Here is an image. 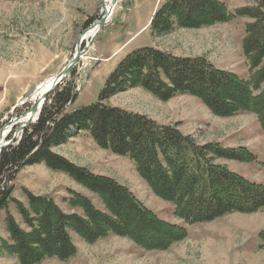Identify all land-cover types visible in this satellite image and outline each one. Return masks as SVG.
Segmentation results:
<instances>
[{
	"label": "trees",
	"instance_id": "obj_1",
	"mask_svg": "<svg viewBox=\"0 0 264 264\" xmlns=\"http://www.w3.org/2000/svg\"><path fill=\"white\" fill-rule=\"evenodd\" d=\"M253 7L229 13L217 0H168L155 11L150 30L169 34L175 29H200L227 23L235 17L244 25L242 55L248 79L216 69L205 58H182L153 48H140L125 56L103 83L96 103L64 113L75 101V86L68 84L51 93L38 119L25 130L17 146L0 155V213L15 205L25 231L7 213L9 240L0 238V255L16 257L18 264H40L46 259L68 261L77 249L71 234L87 244L109 235L130 239L146 251H163L184 239L186 232L169 225L143 206L128 187L113 179L87 173L52 153L79 131L89 133L99 149L126 157L153 195L171 203L174 214L187 224L213 221L232 212L264 209V185L249 182L214 164L216 159L253 162L245 148L226 149L211 143L197 146L175 126L159 125L147 117L104 105L110 96L140 88L158 100L190 95L215 116L249 113L264 132V0ZM42 163L47 169L71 177L104 206L98 210L88 199L72 194L71 207L82 215L65 214L53 200L26 194L28 208L11 198L12 175L20 166ZM8 180V182H7Z\"/></svg>",
	"mask_w": 264,
	"mask_h": 264
},
{
	"label": "rangeland",
	"instance_id": "obj_2",
	"mask_svg": "<svg viewBox=\"0 0 264 264\" xmlns=\"http://www.w3.org/2000/svg\"><path fill=\"white\" fill-rule=\"evenodd\" d=\"M167 1L159 0L157 7ZM225 1L230 13L255 5L253 0ZM130 3V0H120V4H116L109 23L90 40L83 60L52 91L68 84L75 86L77 100L72 105L67 104L64 113L67 106L72 112L88 103H96L109 74L107 68L140 48H153L173 56L202 57L216 66L224 64L231 69L246 66L238 46L244 38V25L252 20L235 17L227 23L208 26V29L178 28L161 35L150 30L153 11L133 10ZM103 6L104 0H0V136L9 127L4 139L9 146L1 150L0 155L20 143L29 128L17 130L25 124L20 123L21 118L30 112L33 104L28 99L37 85L55 77L69 63L79 36L95 27L97 18L103 15ZM133 24L144 26L143 36H150L152 41L142 36L135 43L128 41L130 36L126 31L132 30ZM150 43L155 47L148 45ZM106 56L111 58L102 63V57ZM98 78L103 80L98 81ZM51 93L45 98L47 104L52 102ZM104 105L147 117L159 125L175 126L197 146L216 143L226 149L245 148L254 156L253 162L216 159L213 163L226 167L244 180L264 185V132L253 114L215 116L193 96L182 94L161 101L140 88L116 93L106 99ZM16 121L20 124H15ZM80 132L83 133L76 136ZM78 133L67 140V145L65 142L52 146L49 151L87 173L113 179L128 187L143 206L169 225L182 228L186 236L163 251H146L139 247L141 250L136 253L135 260L131 256L113 258L112 249L130 241L117 237L120 239H114L111 247H103L101 251L92 247L86 251L85 248L81 254L84 259L87 255L88 260L75 255L68 261L52 258L40 264H83L82 261L85 264H264V209L232 212L210 222L187 224L175 216L171 203L153 195L128 158L99 149L85 131ZM11 179L7 183L12 187L11 198L25 208H28L26 194L29 193L53 200L65 214L82 215L80 208L71 207L69 203L75 193L86 197L98 210H104L96 195L67 174L47 169L42 163L20 166ZM15 207L10 204L6 212L0 213V238L6 241L9 240L4 218L7 213L24 231L26 229ZM71 237L73 242L78 241L77 235L71 234ZM0 264L18 262L16 257L2 253Z\"/></svg>",
	"mask_w": 264,
	"mask_h": 264
},
{
	"label": "crops",
	"instance_id": "obj_3",
	"mask_svg": "<svg viewBox=\"0 0 264 264\" xmlns=\"http://www.w3.org/2000/svg\"><path fill=\"white\" fill-rule=\"evenodd\" d=\"M217 1H219V2H221V3H224L225 5H226V1L225 0H217ZM130 4L132 5V9L133 10H136V11H141V10H147V11H155V9L157 8V6H158V4H159V0H154V1H152V0H130ZM149 5H151V6H149ZM131 23H132V21L131 22H129L128 24H127V27L128 26H130L131 25ZM212 27V26H211ZM208 28H210V27H204V28H201V29H199V30H202V29H208ZM143 29H145L144 28V26H142V25H134L133 24V29L132 30H128V31H126V33H127V35H129L130 36V38L128 39V41H131V43H135L138 39H139V37H143L144 39L145 38H147V39H149L150 41H152V38L150 37V36H143V34H142V32L144 31ZM175 30H178V29H175ZM174 30V31H175ZM148 45H150L151 47H153L154 45H153V43H150V44H148ZM144 46V45H143ZM142 46V47H143ZM155 47V46H154ZM239 47V49L241 48V50H242V43H240V45L238 46ZM241 55H242V53H241ZM110 57V56H109ZM176 57H180V56H176ZM242 57H243V55H242ZM103 59V61H102V63H106L110 58H108V56H106V57H102ZM182 58H192V57H182ZM198 58V57H197ZM120 61V60H119ZM209 61V60H208ZM216 69H219V70H223V71H227V72H231V73H233V74H235V75H237L239 78H241V79H243V80H246L247 79V77L249 76V74H248V68H247V65H246V63H245V65L246 66H242V67H238L237 69H231V67H227V66H224V64L223 65H221V66H216V64L214 63L213 64V62L212 61H209ZM244 62H245V60H244ZM118 63V61L113 65V66H110L109 68H107V72L110 74L111 73V69H113L114 67H115V65ZM111 65V64H110ZM244 70H245V72H244ZM243 71V72H242ZM241 72V73H240ZM243 73V75H241ZM108 74V75H109ZM108 77V76H107ZM106 77V78H107ZM90 78V77H89ZM101 80H103V78H98V81H101ZM106 80V79H105ZM104 80V81H105ZM88 83V82H87ZM104 83V82H103ZM102 83V84H103ZM85 85H86V83H84ZM101 90V89H100ZM100 92V91H99ZM99 94V93H98ZM77 97H78V94H77ZM76 98V97H75ZM76 100H77V98H76ZM75 100V101H76ZM74 101V102H75ZM97 101H98V97H97ZM74 102H73V104H74ZM90 104H93V103H88V104H86V105H84V107L85 106H87V105H90ZM72 105V104H71ZM70 106V105H69ZM83 107V106H82ZM82 107H80V108H82ZM77 110V109H76ZM66 113H70V110H68V106L66 107ZM73 111V110H72ZM83 132H80V133H78L76 136H79L80 134H82ZM85 133H87L86 135L88 136V137H91V136H89V133L88 132H85ZM75 137V136H74ZM73 137V138H74ZM71 141V140H70ZM68 144V142L66 143V145ZM94 144H95V142H94ZM78 239V241L77 242H73L74 240L72 239V242L74 243V245H75V247H76V249H77V254H75V255H77V257H79V259H84V257H83V255L81 254L83 251H84V249L86 248V251H88V249H90L91 250V247L92 248H95L97 251H101L102 249H103V247L104 248H106V247H111V245H113L115 242H114V239H120V238H117V237H114V236H108L107 238H105V239H103V240H99L98 242H95V243H93V244H87V243H85L84 241H81V239H79V238H77ZM122 241V240H121ZM125 241V240H124ZM127 241V240H126ZM125 244V243H124ZM119 245V244H118ZM90 247V248H89ZM105 250V249H104ZM141 249L138 247V246H136L135 244H133L132 242H130V241H128L125 245H121V246H119V247H117V248H114V249H112V252H110V254L113 256V258L114 259H116V258H120V257H124V258H127V257H129V256H131V258L133 259V260H135V258H136V253H140L139 251H140ZM132 255H135V256H133L132 257ZM86 258L84 259V260H88L89 259V257L87 258V255L85 256ZM110 259H113V258H111V256L109 257ZM82 263L83 264H85V261H82Z\"/></svg>",
	"mask_w": 264,
	"mask_h": 264
},
{
	"label": "bare ground",
	"instance_id": "obj_4",
	"mask_svg": "<svg viewBox=\"0 0 264 264\" xmlns=\"http://www.w3.org/2000/svg\"><path fill=\"white\" fill-rule=\"evenodd\" d=\"M117 2H118V0H104V6H103L102 12H103V15L105 16V18L107 17V20H109L108 16H109V14L111 16V13L113 12L112 9H114V6ZM97 29H98L97 27L94 28V26H92L87 31H84L83 38H82V44L89 43V41L96 35ZM80 59L83 60V57H81ZM53 79H54V77L53 78L51 77V78L45 80V82L42 83L41 85H37L35 92L31 95L30 99H28L31 102L33 101V104L31 107H33L34 105H37V110L35 112L40 111V109L44 103V102H41V98L48 95L56 87V86H54L55 83H54ZM36 115L33 116L32 120H34L36 118ZM30 116H31V114L28 112L23 117V119L21 118L20 123H22V124L26 123L28 120H30ZM18 123H19V121H16L15 124H18ZM8 129H9V127H7V129H5L0 136V151H1V148H3L6 145V140H4V139H5V136L8 135Z\"/></svg>",
	"mask_w": 264,
	"mask_h": 264
},
{
	"label": "water",
	"instance_id": "obj_5",
	"mask_svg": "<svg viewBox=\"0 0 264 264\" xmlns=\"http://www.w3.org/2000/svg\"><path fill=\"white\" fill-rule=\"evenodd\" d=\"M97 24L99 25V27L101 29L102 25H103V18H100V20L98 21ZM83 33L79 36V39L77 41V45H75L76 46L75 54L73 55V57L71 58L69 63L63 68V70L60 71V73L57 74L54 77L53 81L55 83L54 86H56L55 88H57L58 85L61 84L64 81V79H66L70 75V71H72V69L79 63V61H80L79 58L81 57V54L83 55V54H85L87 52V47L89 46V44H91L92 41H89L88 44H86L84 47H82ZM49 94L46 95L45 97L41 98V102H44L45 98H47L49 96ZM22 105H24V103ZM36 110H37V105H34L33 107H31L30 112H29L31 114L30 120H28L24 125H21L19 128H17V130L20 129V128L24 129V128L28 127L29 125H31L33 123L32 118H33L34 115L37 114L35 120L38 118V116L40 114V111L35 112ZM24 116H22V119H23ZM7 146H9V144L5 145L3 148H1V150H3Z\"/></svg>",
	"mask_w": 264,
	"mask_h": 264
},
{
	"label": "built area",
	"instance_id": "obj_6",
	"mask_svg": "<svg viewBox=\"0 0 264 264\" xmlns=\"http://www.w3.org/2000/svg\"><path fill=\"white\" fill-rule=\"evenodd\" d=\"M112 11H113V9H112ZM112 14V13H111Z\"/></svg>",
	"mask_w": 264,
	"mask_h": 264
}]
</instances>
